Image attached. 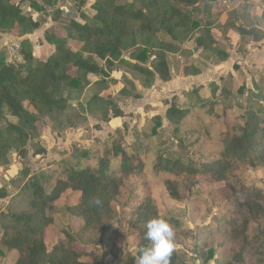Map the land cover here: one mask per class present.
I'll list each match as a JSON object with an SVG mask.
<instances>
[{
  "label": "trees",
  "instance_id": "obj_1",
  "mask_svg": "<svg viewBox=\"0 0 264 264\" xmlns=\"http://www.w3.org/2000/svg\"><path fill=\"white\" fill-rule=\"evenodd\" d=\"M57 1L43 0V3L55 8ZM68 1L75 4L84 23L69 16L63 18L65 13L60 8L54 11L53 20L57 25L46 31L45 39L39 41L53 47L45 61L34 55V45L29 39L22 41L18 49L22 61L9 62L3 53L0 54V161L14 144L24 145L34 137L41 118L56 120L74 111L77 117L70 123L65 121L68 126H74L79 120H85L86 115L100 116L104 121L125 116L116 97L141 98L127 70L140 79L145 88L153 85L156 76L165 82L172 78L166 37L182 45L194 41L201 53L210 51L223 58L228 55L225 45L213 36L215 23L192 18L181 7L182 4H197L200 0H133L127 4H119L120 0ZM90 2L95 14L87 17L82 10ZM44 6L31 3L38 12L46 11ZM40 27L39 21L22 11L20 3L0 0V33L25 36ZM69 42L79 45V49L73 50ZM184 71L185 74L198 73L191 67H185ZM116 73H122V76L114 77ZM114 87L117 92L110 93ZM244 89L223 88L220 100L209 99L195 106L182 107L177 98L169 103L166 119L174 127L172 138L192 153L190 157L173 154L167 158L166 152L150 143L151 139L162 137L158 130L163 126V118L155 116L152 133L145 142L140 139L135 144L126 143L125 138H117L121 135L117 131L113 139L95 149H77L73 161L63 162L49 171L51 180H45L44 176L32 177L24 184V190L13 197L18 199L21 195L28 199V209L10 207L0 216L2 264H84L78 248L73 247L76 239L69 232H63L64 240L57 241L49 249L45 237L51 225L50 206L66 190H72L79 195L74 212L82 211L87 224L101 225L103 219L113 214L112 201L125 189L130 176L148 168H152L156 178L175 172L197 175L200 164L193 150L204 137L205 143L214 150L212 159L210 153L202 164L200 170L204 175L225 180L228 165L247 158L264 166V116L249 105L256 97L253 91H248L245 103L242 101ZM78 93H84L86 99L74 105ZM241 109L242 114L239 113ZM7 116L17 119V123L2 126L1 122ZM57 125L55 127L59 128ZM188 139L192 142L186 145ZM45 181L50 184L46 185ZM165 183L170 196L182 201L178 183L172 180ZM249 193L251 197H261L256 192ZM250 195L249 200H252ZM94 196L102 199L101 206L90 203ZM252 207L260 209L256 205ZM134 215L139 216L131 224L132 229L141 234L139 249L151 243L145 238L148 220L159 217L169 221L168 217L159 215L150 198L135 210ZM238 220L239 217L232 219V225L236 226L232 233L243 243L240 251L231 256L229 264L245 263V257L252 249V243L247 239L249 219ZM209 252L205 262H210L214 256L213 250ZM137 255H127L118 264H136ZM184 260V256L174 250L170 264H183Z\"/></svg>",
  "mask_w": 264,
  "mask_h": 264
},
{
  "label": "rangeland",
  "instance_id": "obj_2",
  "mask_svg": "<svg viewBox=\"0 0 264 264\" xmlns=\"http://www.w3.org/2000/svg\"><path fill=\"white\" fill-rule=\"evenodd\" d=\"M14 1L20 3L22 11L26 15L34 16V19L39 21L41 29L29 33V36L20 37L16 34L0 33V54L3 53L9 62L22 61L18 55V49L26 37H29L30 42L35 45V54L38 59L41 61L47 59L52 52V46L47 43L41 45L39 41L42 38L45 39V31H51L56 27L57 22L53 20V12L57 9L63 8L65 10L63 18L69 16L84 23L83 17L74 6L75 4L68 0H58L55 8H47L46 11L38 12V14H35L30 4L33 1L42 4L43 0ZM132 2L133 0H120L119 4ZM91 5L90 2L82 10L87 17L95 14ZM239 10L245 13L250 12L248 6L244 4L239 9H235L234 13ZM214 29H216L217 36L225 33L220 25H215ZM21 38L22 40H19ZM224 45L229 49L227 43ZM69 46L73 50L79 49V45L73 42H69ZM190 46L193 47L192 44ZM167 48L170 52H178L171 44ZM189 52L187 54L180 53L184 58L180 62L183 64L192 63L194 66L195 63L190 59ZM205 57L207 60L214 58L216 61V57H213L211 53ZM191 69L195 68L191 67ZM126 72L130 74L129 76L134 79L136 84L140 85L138 92L140 95L144 93L146 99L144 102L138 101L142 96L139 99H129L130 102L134 103L131 107L133 113L127 115L124 113L123 109L130 106L126 104L128 100L117 96L116 100L125 116L104 121L100 116L86 115L85 120H79L74 126H68L70 120L77 117V113L74 111L67 113L66 117L56 120L41 118L37 123L38 130L34 137L24 145L14 144L13 147L11 146L10 152L5 158L3 156L0 161V216L3 211H7L10 207L15 210H27L28 199L21 195L18 199L16 197L13 199V197L24 190V184L32 177L44 176L45 180H51L49 171L63 162L73 161L77 149H95L102 143L113 139L112 136L114 137L117 131L121 133V137L118 136L117 138H125L126 143L135 144L140 139L144 142L147 141V136L152 133L154 125L152 123L154 116H148L150 103L155 106V111L160 113L159 107L165 101L157 104L147 92L149 88L143 87L140 79L134 77L131 71L127 70ZM261 76L258 81L244 84L242 101L245 103L248 99L246 87L251 86L256 97L250 101L249 105L255 112L264 116V74ZM117 77L120 76L117 74ZM231 77H226L229 82ZM237 86L235 82L234 86L231 85V89L235 90ZM200 89L201 87H195L194 94H198ZM210 89L211 98L221 99L220 91H216L214 86ZM115 91L117 92V87L112 88L110 93ZM75 99L73 103L77 105V103H82L86 97L84 93H78ZM198 100L203 101L200 98ZM192 103L194 102H190V104ZM187 105V102L183 104V106ZM239 113L242 114L243 109ZM66 120L69 123H65ZM8 123L16 124L17 119L7 116L1 125L5 127ZM57 124H61V126ZM55 125L59 128H56ZM173 128L168 120H163V126L158 130L162 137L157 136L151 139L150 143L166 152L167 158L173 154L176 157H180V155L183 158L190 157L192 153L188 152L179 141L177 142L172 138ZM205 139L204 137L198 147L193 150L197 153L196 160L200 164L197 165L199 168L197 175L193 176L187 173L178 175L175 172L172 175L168 174L156 178L152 174V168H148L142 173L130 176L126 180L125 189L121 190V194L112 201L113 214H110L109 218L103 219L101 225L87 224L82 211L74 212L75 207L78 206L79 195L72 190H66L59 200L50 206L48 211L51 225L46 232L45 239L49 249L57 241L64 240L63 232H69L76 239L73 247L74 249L78 248L76 250L81 254L84 264H118L127 255H137L142 239L139 231L132 229L131 224L139 219V216L134 215L135 210L146 199L150 198L155 202L159 215L169 218L168 222L175 233L174 250L179 251L184 256L183 264H229L231 256L234 255L235 251H240V244L243 243L240 237L237 239L232 233L236 228L232 225L234 223L232 219L238 217V222L249 219L247 239L249 243H252V249L246 255L243 264H264V166L258 161L254 162L251 158H247L243 161L234 160L231 162L228 165L229 171L225 180H218L208 174L204 175L200 170L204 166L202 164L207 161L206 157L210 153L212 154L210 159L214 155V150H211V147L205 143ZM190 142L192 140L188 139L186 145ZM178 168L179 166L176 171ZM168 180L178 183L182 201L174 200L170 196L165 183ZM45 183L46 185L50 184L46 181ZM249 192L261 194V197H251ZM2 194H5V197H1ZM248 195L253 201L249 200ZM254 205L260 209H254L252 207ZM240 212L243 214L241 215ZM239 240L241 241L239 242ZM210 250L214 251V256L210 262H205ZM0 264H2L1 259Z\"/></svg>",
  "mask_w": 264,
  "mask_h": 264
},
{
  "label": "crops",
  "instance_id": "obj_3",
  "mask_svg": "<svg viewBox=\"0 0 264 264\" xmlns=\"http://www.w3.org/2000/svg\"><path fill=\"white\" fill-rule=\"evenodd\" d=\"M33 2L44 6L43 2L42 4L37 1ZM243 4L248 6L250 12L245 13L244 11L239 10L234 13V10L239 9ZM44 7L46 10L47 8H50L47 6ZM181 7L192 18L203 21L211 20L215 23V25H220L221 29L225 33L217 36L215 33L216 29H214L212 31L213 36L217 41H220L223 44L227 43L229 45V49H227V57L223 58L221 55H216L210 51L201 53L197 50L194 41H189L182 45L173 42L169 37L165 38L166 51L169 54L170 59L172 78L165 82L161 80L159 76H156L155 82L149 90H147V92L153 97L152 99H155L157 104L158 102L165 101L162 102L159 107L161 110L160 113H157L155 111V106L150 103V114L148 116H160L163 120H167L166 112L170 107L169 103H171L174 98L178 99V104L182 107H186L183 106L185 102L188 103L187 106H195L204 102L205 99H215L213 97L211 98L210 88L212 86L215 87L216 91L221 92V97L223 88H231V85L234 86V83L236 82L238 86L235 90L237 91L241 87H244L245 83L249 84L252 81H258L262 77L261 75L264 74V0H200L197 4L191 6L182 4ZM61 10L64 9L61 8ZM33 11L35 14H38V11ZM34 20L37 21L36 19ZM39 29H41V27ZM26 39H29V37H26ZM19 40H22V38ZM42 40H44V38H42ZM45 43L46 42L43 44ZM39 44L43 45L42 43ZM169 44L173 45V48L178 52H170L167 48ZM190 44H192L193 47H191ZM188 51H190V59H192L195 63L194 66H192V63L183 64L180 62L184 59L180 53L184 52L187 54ZM209 53H211L213 57H216V61L214 58L207 60L205 55ZM34 55L36 56L35 45ZM190 66L198 70V73L185 74V67ZM117 74L120 77L122 76V73H116V76L115 74L113 76L117 77ZM227 76L229 78L232 76L230 82L227 80ZM136 86L137 89L140 90V85L136 84ZM195 87H201L198 94H194L193 92ZM248 91H252L251 86L246 87V95L248 94ZM141 96L142 98L138 101L144 102L146 100L145 94L141 93ZM198 98L203 101H199ZM129 99H126L128 100L126 104H129L130 106L123 109L126 115L133 113L131 107L134 103L130 102ZM190 102L194 103L190 104Z\"/></svg>",
  "mask_w": 264,
  "mask_h": 264
},
{
  "label": "clouds",
  "instance_id": "obj_4",
  "mask_svg": "<svg viewBox=\"0 0 264 264\" xmlns=\"http://www.w3.org/2000/svg\"><path fill=\"white\" fill-rule=\"evenodd\" d=\"M90 203L101 206L103 202L99 196H94ZM146 229L145 238L151 243L139 249L136 264H170L175 248V233L170 223L165 218H152Z\"/></svg>",
  "mask_w": 264,
  "mask_h": 264
}]
</instances>
